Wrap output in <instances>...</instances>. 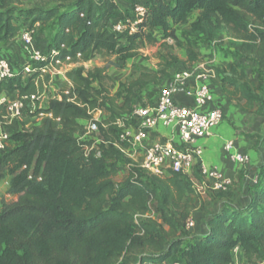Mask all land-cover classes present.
<instances>
[{"label": "trees", "instance_id": "obj_1", "mask_svg": "<svg viewBox=\"0 0 264 264\" xmlns=\"http://www.w3.org/2000/svg\"><path fill=\"white\" fill-rule=\"evenodd\" d=\"M21 1L0 0V48H7L27 22L33 28L55 21L56 33L45 45L46 61L28 62L33 73L25 76L22 67L2 80L0 93L36 94V80L48 64H84L103 53L130 58L141 42L154 41L155 32L176 40V30L189 23L195 10L191 36L214 41L226 31L238 59L254 61L264 81V0H142L144 19L136 33L124 38L109 30L119 18L114 0H28L29 7L19 12L22 18H14V5ZM240 75L222 82L245 104L258 103L257 115L264 117V89L252 92ZM65 77L70 89L36 112L49 116L40 126L24 132L19 122L8 126L21 144L0 152V177L9 168L25 167L29 179L9 189L17 199L0 213V264H234L235 247L246 264L264 261V162L263 178L257 175L244 206L221 207L207 221L205 234L187 237L183 200L193 191L188 178L154 177L131 167L121 185L113 180L117 159L132 163L113 146L121 132L117 120L130 114L135 89L161 86L169 78L158 83L157 73H141L125 87L119 104L102 83V69L73 68ZM97 112L106 114L97 126L101 140L108 142L107 148L99 147V158L94 150L86 151L91 143L76 138L84 129L80 122L94 120ZM3 117L0 109V124ZM257 144L264 145V136ZM194 178L202 182L197 169ZM150 203L160 222L150 217Z\"/></svg>", "mask_w": 264, "mask_h": 264}, {"label": "built area", "instance_id": "obj_2", "mask_svg": "<svg viewBox=\"0 0 264 264\" xmlns=\"http://www.w3.org/2000/svg\"><path fill=\"white\" fill-rule=\"evenodd\" d=\"M117 1L114 0L115 3ZM122 1L129 5L131 16H120L114 22H110L109 30L116 36L124 38L137 32L144 19L146 8L142 2ZM15 43L25 54L28 62L46 61L45 47L36 48L33 28L22 30L11 44ZM9 46L0 52V82L16 74L6 57ZM64 64L57 62L58 66ZM208 65L207 61H202L178 70L162 83L152 104L137 103L132 107L130 114L117 120V126L121 128V132L113 146L129 157L132 162L130 167L138 168L142 173L154 177L177 174L188 178L193 188L199 184L194 178V171L197 169L204 181L202 184H207L213 192H226L233 187L232 179L223 176L215 169L206 168L201 162L200 142L210 137L223 121L222 109L211 106L215 96L209 81L214 74ZM65 66L69 67L71 64H65ZM48 68H51L52 73H56L55 71L60 67L48 64L40 70L39 77L47 74ZM24 71L27 74L33 73L29 64L24 65ZM180 93L192 100V107L180 105L174 100V96ZM42 99L43 95L39 92L25 96H20L18 92L0 93V109L4 110V122L0 124V152L7 151L10 140L9 125L14 122H24L28 118L44 116L40 113L36 114V106ZM100 121L94 118L92 121L80 122L84 129L76 135L79 142L91 143L90 147L86 146L85 149L86 151L94 150L97 158L101 156L99 147L103 145L107 148L108 146V142L102 141L98 135L97 123ZM158 126L176 134L177 143L152 140ZM137 150L141 151L138 163L132 157ZM223 152L232 163L245 171L249 158L235 149L234 141H227L223 146ZM244 178L249 180L250 184H256L258 181L257 176L250 178L249 173H245ZM194 225V221L188 219L185 230H191ZM232 256L234 264H246L238 247L232 250ZM258 264H264V261Z\"/></svg>", "mask_w": 264, "mask_h": 264}, {"label": "rangeland", "instance_id": "obj_3", "mask_svg": "<svg viewBox=\"0 0 264 264\" xmlns=\"http://www.w3.org/2000/svg\"><path fill=\"white\" fill-rule=\"evenodd\" d=\"M134 2H141L142 0H132ZM117 14L121 16H131L130 11L126 8L124 9L122 0L117 1ZM129 6V5H127ZM29 7L28 0H22L20 3L15 4V13L14 18H20L19 12L23 9ZM199 12L193 11L189 15V22H194L198 17ZM22 18V17H21ZM19 23L22 25V20L19 19ZM30 23L22 25L23 30L30 28ZM34 30L35 35L39 34L40 43L46 44L53 39L56 33L55 21H51L47 25H38ZM176 40H171L164 34L153 33L151 40H145L141 42L134 51V55L130 58H124L122 55L117 53H103L96 56L90 62L84 64H71L67 67L64 65L59 66L60 74H54L52 80L48 83L46 80L43 85L45 95H43L42 101L36 106L37 111L44 110L47 107L48 101L55 97L57 94L69 90L70 86H67V78L65 73L68 70L73 68H83L84 71L88 72L93 69H102L104 80L102 81L103 85L107 88L110 93V96L115 98L119 104L122 103L124 98L125 87L135 80L141 73L151 74L157 73L159 82L164 81L167 78H170L175 72L183 68L189 67L190 65L196 62L207 61L208 66L213 71V78L210 80L213 82L222 81L224 78L239 77L242 74V79L247 78L248 83L252 89V92L256 94H261L264 89L263 79L256 73V63L252 60H239L236 56L233 49L230 47L229 36L226 31H223L219 37L214 41H205L202 38H195L191 36L189 31L185 27H180L177 30ZM29 64L28 59L25 58L21 64ZM20 69L19 66H17ZM232 67V68H231ZM58 70V71H59ZM66 70V72H65ZM232 70L236 72V75H231ZM18 71V70H17ZM25 76L27 73L24 71ZM46 75V74H45ZM237 77V78H238ZM159 85V84H158ZM94 86H97L95 83ZM160 86L149 83L148 85H143L134 91V100L133 103L140 105H150L154 102V99L149 100L147 96L148 92L151 95H156ZM145 92V95L142 93ZM144 96V97H143ZM74 96H71L72 100ZM133 105V106H134ZM246 108L251 115L249 118L251 121L259 120V131H251L247 134L248 138H261L264 136V117L257 115V109L259 107L258 103L253 105H247L244 103ZM237 106H241L240 103H237ZM96 114V113H95ZM106 117V114H98L95 118L98 120ZM49 117V116H48ZM41 117L36 116L34 118L25 119L24 122L20 123L22 132L32 128L38 127L34 126L35 122L38 121ZM103 118V119H104ZM19 127V128H20ZM217 129V128H216ZM215 129V130H216ZM10 140L7 150L16 148L21 144L20 139L17 137V133L10 131ZM255 133V134H254ZM264 148V145L261 146ZM264 152H262L263 154ZM264 155V154H263ZM129 159L128 156L125 155ZM138 163V159H134ZM112 162V160H109ZM133 162V163H135ZM117 172L115 173L113 180L116 185H121L130 174V164L126 162L122 157L116 160ZM261 169V167H260ZM25 167L16 168L12 167L7 169L0 177V213L3 207L7 204L13 203L16 201L17 196L14 194L8 193L9 189L14 186H20L26 182V179H29V174H24ZM250 173V172H249ZM261 179L263 174L255 173ZM239 175L234 179L238 181ZM233 180V187L228 189L226 192H213L207 186L203 185L200 182L197 186L193 188V191L187 193L183 200L185 204V212L188 213V219L194 221L195 228L197 227V218L203 220L211 216V214L216 213L221 207H237L241 208L244 206L243 200L240 199V196L243 192V187L240 185V182ZM249 196L252 197L251 188L248 187ZM243 196V195H242ZM243 198V197H242ZM149 215L152 219H155L160 222V218L155 212L153 203L149 204ZM195 228L191 230H185L184 234L187 237H194ZM6 236L4 237V239ZM4 243L3 246L4 247ZM178 260V258H176Z\"/></svg>", "mask_w": 264, "mask_h": 264}, {"label": "crops", "instance_id": "obj_4", "mask_svg": "<svg viewBox=\"0 0 264 264\" xmlns=\"http://www.w3.org/2000/svg\"><path fill=\"white\" fill-rule=\"evenodd\" d=\"M124 9L129 10L128 4L123 2ZM120 14H117L116 17H120ZM192 22H189L187 25H184L185 29L190 32V24ZM29 23H26V26ZM38 26V24H35L33 26V29H35ZM177 34V31L176 33ZM39 34L35 35V45L36 48L42 49L45 47V45L48 42H45L46 44H39ZM7 48L3 49L0 48V52L2 50H6ZM9 50L6 53V57L9 60L13 70L17 73L19 70L17 66L21 68L19 64L22 63V61L26 58L25 54L19 49L18 46L15 44H11L8 48ZM24 67V64L23 66ZM51 68H48V73L46 75H42L38 77L36 81V89L37 92L41 93L42 95H45V91L43 89L44 82L47 80L48 83L50 80L54 79V74H60L59 71H55L56 73H52ZM66 72V70H65ZM245 81L248 83V79L245 78ZM210 88L215 96L214 102L211 104L212 107H218L222 109L223 111V121L222 123L217 127L216 130L212 132V135L208 138L203 139L200 144L202 146V155H201V162L202 164L208 168V169H215L218 172H220L223 176L230 178L234 181V178L239 175V179L237 182H240V185L243 187L242 195L240 196V199L243 200V204L245 205L250 198L249 196V190L248 187L251 186L249 183V180L244 178L245 173H249V177L253 178L256 176L255 173L260 174L261 169L260 167L263 165L264 162V148H262V145H258L257 138H248L247 134L251 131H259L261 128L259 124L261 123L259 120L251 121L249 118L251 115L246 108L244 107V101L242 98L235 94L233 92L232 87L229 85L223 83L222 81H209ZM249 85V83H248ZM67 86H70V83L67 82ZM250 87V85H249ZM251 88V87H250ZM252 90V89H251ZM142 95H145V92L142 93ZM149 96V100L156 97V95H151L149 92L147 94ZM144 97V96H143ZM174 100L183 106L186 107H192L193 102L190 98L186 97L184 94H177L174 96ZM237 103H240L241 106H237ZM102 114V112H97L94 114V118L97 115ZM48 116L44 115L41 117L38 121L35 122L34 126H40ZM104 116H102L101 119L103 120ZM97 119V118H95ZM98 120V119H97ZM82 122V121H81ZM22 123V122H21ZM255 134V133H254ZM152 140L154 141H171L172 143L176 144V134L170 133V131L163 129L161 126H158L152 136ZM232 140L234 141L235 149L239 152L245 154L249 158V164L246 167L245 171L242 170L241 167L238 165L232 163L227 154L223 152V146L224 144ZM132 157L134 159H140L141 158V151L137 150L133 153ZM243 197V198H242ZM215 214V213H214ZM213 215V214H211ZM210 219V217L205 218L203 220H200L197 218V227L195 228L194 236L198 237L206 233V223Z\"/></svg>", "mask_w": 264, "mask_h": 264}]
</instances>
